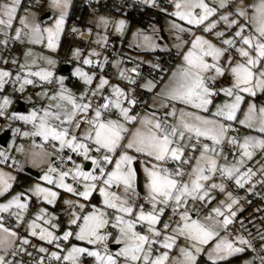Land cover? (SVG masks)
Instances as JSON below:
<instances>
[{
  "label": "snow or ice",
  "instance_id": "snow-or-ice-1",
  "mask_svg": "<svg viewBox=\"0 0 264 264\" xmlns=\"http://www.w3.org/2000/svg\"><path fill=\"white\" fill-rule=\"evenodd\" d=\"M48 6L53 14L43 22L27 9L20 14L21 0H0V89L9 81L21 93L39 88L41 101L11 113L28 127L11 128L13 142L0 148V264H26L25 256L27 264H82L85 256L92 264H230L249 250L244 264H264V217L256 237L244 217L237 230L242 198L230 190L252 193L257 175L264 187V0L234 8L231 0H169L171 11H160L172 18L180 62L165 69L141 58L150 67L145 75L96 48H75L79 91L54 74L51 55L34 50L55 53L66 31L71 0ZM110 27L122 35L126 21L99 16L97 47L107 49ZM133 36L137 48L161 47L155 29ZM13 42L24 48L22 58L11 54ZM107 63L124 86L104 74ZM137 89L153 96L148 109L136 110L143 109ZM10 103L0 97V117ZM17 135L31 142L27 148ZM25 165L40 174L9 194L16 176L5 168Z\"/></svg>",
  "mask_w": 264,
  "mask_h": 264
},
{
  "label": "rangeland",
  "instance_id": "rangeland-1",
  "mask_svg": "<svg viewBox=\"0 0 264 264\" xmlns=\"http://www.w3.org/2000/svg\"><path fill=\"white\" fill-rule=\"evenodd\" d=\"M22 1L23 0H21V7L19 9L20 14H24V10L27 9L29 12L33 13L36 18L42 20L43 22H47L51 18L52 14H53V10L50 9L48 6L49 0H24L28 3V5H24ZM127 1H129L130 3H139V4L144 5L141 2V0H127ZM209 1H212V0H209ZM30 2H32L33 4H30ZM77 2H78V0H71V6H70L68 11H70L73 4L74 3L76 4ZM242 2L244 4H250V3H252V0H242ZM231 3H232V7L234 8L238 4L241 3V0H231ZM145 6H147V5H145ZM165 7H168V10L171 11V8L169 7V0H167L161 6V8H165ZM125 9L126 8H121V9L116 8L114 11L97 10V11H90V12L84 13L82 15H80L79 11H76L75 17L80 22L79 23L80 25H78V29L81 30V28H83L85 31H87L89 28L91 29V33H90L91 40L90 41H83L81 39H77V40L73 41L71 44H68L66 39H64L62 36L60 46L58 47V49L55 53L51 52L48 49L43 48L40 45L34 46V50L36 52H43V54L51 55L53 57V59L56 61L54 74L56 76L63 75L64 77H66L65 85H66V87L72 89L73 91H77L76 89H79L80 84H82V82L80 81V79L78 77H76L77 80L75 82L71 83V81L73 79L72 77H75L72 75V71L77 66V63H78L76 58L73 56V50L75 48H80L83 50L84 54H86L88 49L92 48L93 45H96L94 43V41L97 38L96 33L98 31V29L96 28V20L99 16H106V17L113 18V19H124L126 21L125 32L122 35L115 33L114 29H112L111 27L108 29V33H107L109 36L108 48L110 51L114 52L115 55H117L119 53H126L129 55V53H131L132 51H134L136 54H139V55H140L139 51H142L141 53L143 55H145V53L148 52V51H145L142 47L137 48L134 46L137 41H136V38L133 36V33L136 32L137 29H140L145 34H149V35H151L153 29H155L157 35L162 37V39L157 41V43H159L162 47H164V48H158V49H162V51H164V52H161L162 55L168 54V52L166 51V48L167 47H169V48L174 47V43H175V38L172 35L170 28H169V21L172 18L167 16L164 12L160 11V15L163 18L161 26L159 24H157L156 21H154V22L148 23L145 28L137 27L136 25L128 27L127 20L123 15ZM66 20H67V18H66ZM18 22L19 21L17 18L16 23L18 24ZM233 31H234V29H233ZM229 33H231V32H229ZM0 38H2V37H0ZM17 44H18V42H13L11 44V46L12 47L17 46ZM99 49H100L99 51L102 52L103 49H101V48H99ZM149 52L151 53V51H149ZM6 53L7 52H4V55H6ZM7 54H9V53H7ZM22 56L23 55H21L20 57L22 58ZM63 56H64V58H63ZM175 60H176V58L172 61H168L167 58L165 56H163L162 66L165 69H170L171 65H173V63H175ZM63 64H67L69 66L68 72L62 73L59 71L60 67ZM9 67H12V66L9 65ZM83 67L85 68V70L86 69L92 70V69H90V66H83ZM120 67L126 68L123 63L120 64ZM110 69L112 71V76L116 77V69H115V67L112 66L111 63H110ZM164 75L165 74L162 73L157 81H159L161 78H163ZM5 87H6V90H5V93L3 96H5V95L8 96V94H9L8 97L11 100V103L7 107L8 109L6 110L7 113L9 112L8 117L11 116L12 112L27 113V111L33 107L34 102L35 103H41L40 98L35 96V92L40 91L39 88H33L32 86H26L25 91L23 93H21L18 90H16V86H14L10 81L6 84ZM30 96L32 97L31 100L28 99V97H30ZM17 102L24 103L25 107H26V111H22V112L16 111L15 108H16ZM14 122H21V121L9 119L8 122L2 127L3 129L6 128V129L10 130V137L7 140L6 145L5 146L0 145V148H6L7 145H9L10 143L13 142V133L11 132V128L17 127L14 124ZM6 125L8 127H5ZM15 143L16 144H24L25 147L27 148L31 142L27 138H23V137H20L17 135L15 137ZM17 158L20 159L21 162H23V159H24L23 156H20L19 154H17ZM260 159H261V156L258 155L256 157V160H260ZM254 162L255 161H253V163ZM0 167H4V165H0ZM26 167L36 171L38 173V175L40 174L39 169L33 168L30 165H25L24 170L26 169ZM9 170H11V169L5 168V171H9ZM12 172H13V175H15V171H12ZM19 172H21V171H19ZM37 176L27 174V176H26L27 180L25 181V183L22 184V186L20 188L18 186L14 185L13 188L9 190V194L14 193L16 191H20L22 188H25V187L29 186L30 184L34 183L36 181ZM230 190H232L233 192L235 191L234 188H230ZM262 190H263V188H258V189L254 188V191H256L261 196V201L257 205H255L254 207H251L249 210L243 209L241 212L238 213V217H237L238 222H239V219L241 217H244L247 219L249 224L252 226V227H249V231L251 232V236L253 235L250 238L256 237V231H255L254 226L259 225L261 218H262L260 215L261 214L260 211H257V209H264V198H262V197H264V190H263V193H262ZM141 191H142V187H141ZM9 194H6V195H9ZM64 195L65 194L62 193V197ZM239 197L244 198L245 197V191H243ZM93 202H96V201L94 200ZM60 207H62V203L57 204L55 206L57 211H59ZM201 215H203V214L201 213ZM33 242L37 243L39 241H37V240H35V238H33ZM72 242L73 243H83V242H79V241H75V240H72ZM110 245L117 246L116 244H114L112 242H109V248H110ZM44 246L52 248V246H49L47 244H45ZM256 246L259 247V243H257ZM117 247L112 249V250L115 251L117 249ZM253 255L254 254L250 250L247 251L246 254H237L236 258H239V260L230 261V264H244V261L251 259ZM82 264H92L91 258H88L86 256L82 257Z\"/></svg>",
  "mask_w": 264,
  "mask_h": 264
},
{
  "label": "built area",
  "instance_id": "built-area-1",
  "mask_svg": "<svg viewBox=\"0 0 264 264\" xmlns=\"http://www.w3.org/2000/svg\"><path fill=\"white\" fill-rule=\"evenodd\" d=\"M166 1L167 0H156L157 7L145 6L139 3H130L127 0H78V2L76 4L74 3V5L76 6L78 10L82 11L83 13H87L90 11H97V10L114 11L116 8L121 9V8H128V7H135L137 9L148 8L150 10L159 12L162 4H164ZM26 3H27L26 1H23L24 5ZM79 23L80 22L78 21L76 17L67 18L66 31L62 34L63 38L66 39L67 42H72L79 36L78 34L71 32V29L73 27L77 28ZM85 38H88V36L86 35ZM93 48H96L97 51L100 50L99 47H97V45H93ZM18 49L22 50L23 47L19 44ZM10 51L11 53L14 52L12 46H10ZM102 52H104V54H106L109 57V60L115 57V53L110 51L108 46H107V49L106 50L103 49ZM163 56H165L168 61L174 60V57H175L170 54L162 55L160 52H153L149 55L150 61L154 63L159 62L161 65H162ZM102 58L103 57H101V59ZM124 65L126 68H131L134 64H130L128 61L124 60ZM135 65H138L139 70L143 72L145 75H147V73L150 71V67L147 64L136 62ZM92 70H96V69H92ZM96 71L99 72V70H96ZM104 74L109 77H111L112 75V71L110 69L109 63L106 64V69H105ZM161 74L162 73L159 72L158 70H152V76L155 77L157 80L159 79ZM135 94L141 100L142 105H144L150 98L153 97L151 94L145 93L139 89H137ZM141 109H142L141 107H137L136 110L141 111ZM7 122H8V119L5 116L0 117V132L3 129L2 127ZM14 124L21 129L28 127L24 125L23 122H14ZM243 191H245V197L241 199V205L243 206L244 210H249L251 207H254L261 201V196L256 191H253L252 193H248L245 189H241L238 191L235 190L234 194L240 196ZM248 201H251V203L249 204ZM261 210H264V209H261ZM260 213H261V216L264 217V211H260ZM236 228L237 230H239L238 220H237ZM257 242L258 240L254 241V244H256Z\"/></svg>",
  "mask_w": 264,
  "mask_h": 264
},
{
  "label": "crops",
  "instance_id": "crops-1",
  "mask_svg": "<svg viewBox=\"0 0 264 264\" xmlns=\"http://www.w3.org/2000/svg\"><path fill=\"white\" fill-rule=\"evenodd\" d=\"M24 1V0H23ZM22 1V2H23ZM208 2L209 3H211L212 1H209L208 0ZM30 4H33L32 2H30ZM25 5H28V3H26ZM124 15V14H123ZM124 17H125V15H124ZM126 18V17H125ZM126 20H127V23H128V27H130V26H133V25H136L137 27H141V28H145V27H142V26H139V25H137V24H135V23H130L129 21H128V19L126 18ZM162 20H163V18L160 16V21L159 22H157V24H159L160 26H161V24H162ZM80 25V24H79ZM224 26L223 25H220V29H222ZM78 28V27H77ZM220 29H218V30H220ZM81 32H83L84 33V35L83 36H81V35H79L75 40H77V39H81V40H83V41H90L91 40V35L88 33V31H85L83 28H81V30H80ZM229 34H231V33H229ZM88 36V38H85V36ZM208 38L209 39H214V37H212V36H208ZM75 40H73V41H75ZM72 41V42H73ZM72 42H68V44H71ZM175 43H176V41H175ZM175 43H174V45H175ZM18 46H19V42H18V44H17V46H13L12 48H14L13 50H14V52H12L11 54L12 55H16V56H21V55H23V51H24V48L22 49V50H19L18 49ZM93 48V47H92ZM160 48H164V47H160ZM169 47H167L166 48V51L168 52V54H170V55H173V56H175L174 57V59L176 58V60H175V63H173V65H171V68H174L175 66H176V64L177 63H179L180 61H179V59H178V52H179V50L174 46V47H170L169 49H168ZM165 51V52H166ZM140 52V55L139 54H136L134 51H132L131 53H129V55L128 54H126V53H119V54H117V55H115V57L113 58V59H120L122 62L121 63H123L124 64V60H126V61H128L129 62V57H131L132 58V61L131 62H129L130 64H135L136 62H140L141 61V58L143 59V60H150V57H149V55L151 54V53H153V52H164V51H162V49H156L155 51H151V53L148 51L147 53H145V55H143L141 52L142 51H139ZM150 53V54H149ZM4 54V53H3ZM7 55H9V54H7L6 53V56ZM112 60V59H111ZM110 64V63H109ZM0 66H2V65H0ZM11 66V65H10ZM170 68V69H171ZM116 69V68H115ZM87 70V69H86ZM109 77V76H108ZM73 79H72V81H71V83L72 82H75L77 79H76V77H72ZM110 78V81L111 82H113V83H120L122 86H124V84H125V82L124 81H121L119 78H118V74H117V69H116V77H113L112 75H111V77H109ZM164 79H166V76L164 75V77H163ZM82 89V84H80V88L79 89H76L77 91H79V90H81ZM5 90H6V87H4V88H2V89H0V97H2L3 95H4V93H5ZM159 89H157V91H158ZM8 96H9V94H8ZM154 99H153V97L152 98H150L143 106V109H141V110H144V109H148V107L150 106V105H153L154 104ZM260 101H259V99L257 100V103H259ZM8 109V108H7ZM23 111H26V107H25V104L23 103ZM22 112V111H21ZM9 113V112H8ZM8 113L6 112V115H5V117L8 119ZM9 120V119H8ZM244 131H246V130H244V129H241V132H244ZM258 156V155H257ZM256 156V157H257ZM253 164H255V162L253 163ZM259 165H256V167H258ZM12 171H15V176H16V174H17V172H19L18 170H15V169H11ZM260 179H261V177L259 176V175H257L256 177H255V181H257V183H255V185H254V188H263V190H264V187H262L259 183H258V181H260ZM263 190H262V193H263ZM218 199L219 198H221V197H217ZM202 214H204L203 212H202ZM253 230V229H252ZM253 236V235H252ZM251 236V237H252ZM258 240V239H257ZM254 241H256V240H254ZM111 242V241H110ZM39 243H41V242H37V244H39ZM257 243H259V241L257 242ZM256 243V244H257ZM255 244V245H256ZM112 249V248H111ZM31 250V249H30ZM49 250L51 251V250H54V249H52V248H49ZM23 259H24V261L26 262V264H27V262L29 261V258L27 257V256H25V257H23ZM236 260H239V258H236V256L235 257H233V258H230V261H236Z\"/></svg>",
  "mask_w": 264,
  "mask_h": 264
},
{
  "label": "trees",
  "instance_id": "trees-1",
  "mask_svg": "<svg viewBox=\"0 0 264 264\" xmlns=\"http://www.w3.org/2000/svg\"><path fill=\"white\" fill-rule=\"evenodd\" d=\"M76 11L80 12V15L84 14L82 11L78 10L76 6L73 4L69 11V17H75L76 16ZM125 17L128 19L130 23H135L139 26L146 27V25L150 22H159L160 21V11L156 12L153 10H150L148 8L144 9H137L135 7H128L125 9L124 13ZM27 172H17L16 174V182L15 186H18L19 188L22 186V184L25 183L27 180ZM261 215V214H260ZM262 217V216H261Z\"/></svg>",
  "mask_w": 264,
  "mask_h": 264
},
{
  "label": "water",
  "instance_id": "water-1",
  "mask_svg": "<svg viewBox=\"0 0 264 264\" xmlns=\"http://www.w3.org/2000/svg\"><path fill=\"white\" fill-rule=\"evenodd\" d=\"M60 72L62 73H65V72H68L69 71V66L67 64H63L61 67H60ZM16 111H23V103L22 102H17L16 103ZM10 137V130L9 129H3L1 132H0V145L2 146H5L6 143H7V140L9 139ZM25 172H27L28 174H31L33 176H37L38 173L28 167H26V169L24 170ZM117 246L115 245H110V248L114 249L116 248Z\"/></svg>",
  "mask_w": 264,
  "mask_h": 264
}]
</instances>
